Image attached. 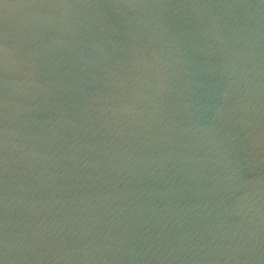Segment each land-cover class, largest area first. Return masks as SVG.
<instances>
[{
	"label": "water",
	"instance_id": "95a60500",
	"mask_svg": "<svg viewBox=\"0 0 264 264\" xmlns=\"http://www.w3.org/2000/svg\"><path fill=\"white\" fill-rule=\"evenodd\" d=\"M0 264H264V0H0Z\"/></svg>",
	"mask_w": 264,
	"mask_h": 264
}]
</instances>
